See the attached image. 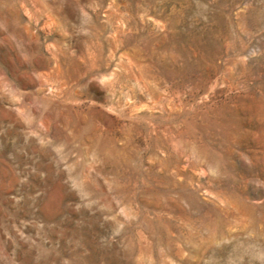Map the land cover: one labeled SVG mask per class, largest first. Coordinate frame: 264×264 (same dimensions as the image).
Masks as SVG:
<instances>
[{
	"label": "rangeland",
	"instance_id": "rangeland-1",
	"mask_svg": "<svg viewBox=\"0 0 264 264\" xmlns=\"http://www.w3.org/2000/svg\"><path fill=\"white\" fill-rule=\"evenodd\" d=\"M0 264H264V0H0Z\"/></svg>",
	"mask_w": 264,
	"mask_h": 264
}]
</instances>
